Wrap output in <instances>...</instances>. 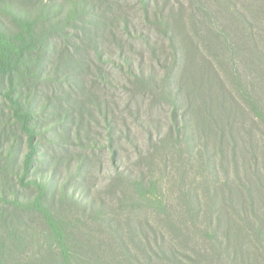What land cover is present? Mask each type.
I'll return each instance as SVG.
<instances>
[{"label":"trees","instance_id":"16d2710c","mask_svg":"<svg viewBox=\"0 0 264 264\" xmlns=\"http://www.w3.org/2000/svg\"><path fill=\"white\" fill-rule=\"evenodd\" d=\"M12 1L0 0L6 5ZM64 1L55 6L62 20L49 15L44 0H36L35 8L11 13L7 23L0 22V98L7 106L0 109V120H5L10 133L16 129L25 137L27 149L21 174H16L15 159L10 169L19 185L37 190L29 201L9 199L0 192V264H52L56 257V264H79L80 260L122 264L107 259L113 257V239L120 241L121 255L128 256L132 264H151L157 255L149 237L147 249L140 255L126 247L118 232L100 218L102 211L86 204L79 219L53 212L44 203V183L28 179L42 156L35 126L38 98H51L50 73L45 66L53 64V55L70 48L60 46L57 34L68 37V22L72 29L82 22L90 41L101 39L96 46L102 60L106 39L117 44L123 58L121 34L111 31L119 30V21L114 28V20L104 13L103 0L91 5L96 10L87 12L91 21L82 17L87 0ZM218 21L208 31L193 25L195 36L187 40L177 39L183 36L181 25L172 27L168 19L159 21L168 38L164 59H157L162 73L155 68L145 72L127 58L123 60L125 69L119 67L128 82L131 77L142 88V95L146 91L148 98L170 109V124L142 153V174L126 176L119 169L113 176L122 181L115 197L117 209H143L164 225V233L151 231L153 241L160 238L163 242L165 264H264V0L234 3L225 21ZM121 22V29H128V21ZM195 37L206 55L197 49ZM87 63L84 66L89 67L91 63ZM78 65L82 62L72 59L71 67ZM99 68L102 78L110 76L104 66ZM29 72L35 79L28 85L20 78L25 75L26 79ZM30 86L37 100L26 108L20 88ZM191 174L196 176L195 183L188 179ZM167 177L165 186L181 183L187 189L170 197L163 190L162 180ZM87 219L104 227L106 232L98 236L100 244L111 240L112 247L101 251L100 244H91L81 257L70 251L68 243Z\"/></svg>","mask_w":264,"mask_h":264},{"label":"rangeland","instance_id":"374dc122","mask_svg":"<svg viewBox=\"0 0 264 264\" xmlns=\"http://www.w3.org/2000/svg\"><path fill=\"white\" fill-rule=\"evenodd\" d=\"M44 1L50 16L64 19L59 16L55 7L64 0ZM87 1L88 7L82 17L91 21L92 16H88L87 12L96 13L91 5L101 0ZM103 1L104 13L114 20V28L119 21V30L111 28V31L121 34L124 44L123 58L119 56L117 44L111 39H106L102 46L106 52L102 53V60L96 46L101 39L98 40L97 37L95 43L90 41L89 34L86 35L82 30V27H86L82 22H77V28L73 29L69 28L71 22H68L65 28L69 33L68 37L57 34L56 40L60 46L70 48L69 52L66 51L62 55H53V64L45 66L50 73L51 86L48 91L51 92V98L46 100L44 95L39 96L41 99L38 98L40 107L35 126L38 127V142L42 144V156L33 164L28 179L44 183V203L51 211L79 219L82 216L80 210L88 204L94 211L103 212L100 218L107 221L109 226L118 232L125 246L136 253L139 251L140 254L144 248L147 249L149 237V244L157 255L151 264H165L161 257L163 242L160 238L153 241L155 235L151 231L164 233V225L160 219L153 218L143 209H117L115 197L118 183L122 181L121 178L118 181L113 179V176L119 169L126 176L133 174L134 177H139L142 174V153L150 149L158 134L170 124V109L165 103L163 105L152 101L146 91L145 96L142 95V88H137L131 77V82H128L126 72H121L119 67L125 69L123 60L127 58L136 67L140 65L145 72L155 68L161 74L163 70L157 59H164L168 38L159 28V21L168 19L172 27L181 25L183 36L177 39L192 38L195 36L191 30L193 25L208 31V27L217 19L224 22L232 4L239 1L241 3L242 0ZM34 4L38 5L36 0H13L9 5L0 2V22L7 23L9 14H22L26 9L35 8ZM79 5L81 7V3ZM67 9L69 7L65 8ZM123 19L129 23L126 30L121 29ZM62 23L65 25L63 21ZM48 33L49 31L45 32V35ZM194 40L197 49H203L196 37ZM203 54H207L206 49H203ZM86 58L91 63L89 67L86 66ZM72 59L81 61L82 66L72 68ZM102 66L110 74L109 77L102 78L99 68ZM55 75L58 76L56 80ZM23 76L20 81L24 80L28 85L34 83L35 78H31V72L26 75V79L25 75ZM34 91L32 86L20 88V92L25 95L26 108L28 103L32 106L34 100H37L33 97ZM6 107L4 99L0 98V109ZM0 137V192L9 199L32 200L37 190L34 187L25 188L19 185L18 177L14 176L10 169L11 160L15 159L18 163L16 174H21L20 165L27 151L25 137L16 129L15 133H10L4 119L0 120ZM175 174L173 172L171 175L175 178ZM192 175H189L191 179H188L195 183L196 176ZM168 178H163L162 181L163 190L170 197H176L187 189L188 185L180 186L181 183H168L165 186ZM86 221L88 222L84 227L77 226L75 235L68 243L70 251L81 257L87 251L88 245H99V234L106 232L104 227L93 224L88 219ZM113 242V247L111 240L105 242L104 246L103 243L100 244L101 251H106L107 246L112 247L113 257L107 259L132 264L133 261L128 256L121 255L120 241L113 239ZM56 262L57 257L52 260V264ZM146 263L144 261L143 264ZM79 264L85 262L80 260Z\"/></svg>","mask_w":264,"mask_h":264}]
</instances>
